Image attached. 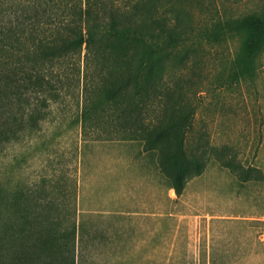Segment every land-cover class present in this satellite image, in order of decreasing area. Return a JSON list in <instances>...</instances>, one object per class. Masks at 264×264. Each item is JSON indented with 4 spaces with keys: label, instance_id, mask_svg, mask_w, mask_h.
<instances>
[{
    "label": "rangeland",
    "instance_id": "1",
    "mask_svg": "<svg viewBox=\"0 0 264 264\" xmlns=\"http://www.w3.org/2000/svg\"><path fill=\"white\" fill-rule=\"evenodd\" d=\"M224 3L234 18L264 13V0ZM244 35L218 42L202 34L187 146L200 145L207 165L181 196L141 141L84 134L83 87L60 99L34 95L37 119L19 120L23 130L10 113L0 125V264H264V56L254 75L233 80L230 60ZM148 208L157 218L150 263L144 247H125L118 228L125 211Z\"/></svg>",
    "mask_w": 264,
    "mask_h": 264
},
{
    "label": "trees",
    "instance_id": "2",
    "mask_svg": "<svg viewBox=\"0 0 264 264\" xmlns=\"http://www.w3.org/2000/svg\"><path fill=\"white\" fill-rule=\"evenodd\" d=\"M202 34H245L230 60L234 81L262 66L264 13L234 18L224 0H0V125L13 113L23 130L19 120L37 119L34 95L60 99L78 85L84 134L141 141L181 196L207 165L200 145L187 146ZM224 165L251 179L234 160Z\"/></svg>",
    "mask_w": 264,
    "mask_h": 264
},
{
    "label": "crops",
    "instance_id": "3",
    "mask_svg": "<svg viewBox=\"0 0 264 264\" xmlns=\"http://www.w3.org/2000/svg\"><path fill=\"white\" fill-rule=\"evenodd\" d=\"M123 221L122 223H118V228L123 226V230L125 231L124 245L125 247H144L147 250V257L149 263L151 262V246L152 250V261H156V229H157V218L156 212H151L150 208L135 210L133 212H124L122 214ZM120 218V217H118ZM132 231H139L141 237L136 238L133 234H131L130 238L128 237V233ZM152 233V236H151ZM200 248L202 247L200 244L198 245ZM210 245H208L209 247Z\"/></svg>",
    "mask_w": 264,
    "mask_h": 264
}]
</instances>
